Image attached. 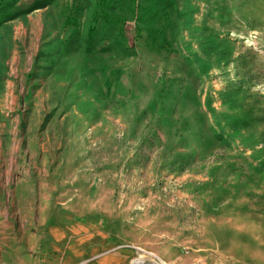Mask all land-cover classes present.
Listing matches in <instances>:
<instances>
[{"label":"rangeland","instance_id":"374dc122","mask_svg":"<svg viewBox=\"0 0 264 264\" xmlns=\"http://www.w3.org/2000/svg\"><path fill=\"white\" fill-rule=\"evenodd\" d=\"M141 255L264 264V0H0V264Z\"/></svg>","mask_w":264,"mask_h":264},{"label":"water","instance_id":"95a60500","mask_svg":"<svg viewBox=\"0 0 264 264\" xmlns=\"http://www.w3.org/2000/svg\"><path fill=\"white\" fill-rule=\"evenodd\" d=\"M137 260H141V261H150V262H154V263H157V264H160L156 259L154 258H150V257H146V256H142V257H136L134 259H132L130 261V264H133L134 261H137Z\"/></svg>","mask_w":264,"mask_h":264},{"label":"bare ground","instance_id":"6f19581e","mask_svg":"<svg viewBox=\"0 0 264 264\" xmlns=\"http://www.w3.org/2000/svg\"><path fill=\"white\" fill-rule=\"evenodd\" d=\"M144 256H145V255H144ZM141 257H142V255H141ZM141 262H142V261L137 260V261H134L133 264H141ZM149 264H154V263H151V262H150Z\"/></svg>","mask_w":264,"mask_h":264}]
</instances>
